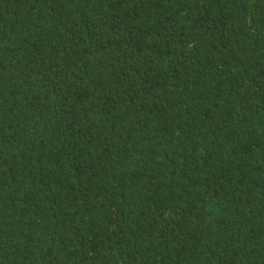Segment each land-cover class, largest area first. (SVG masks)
Listing matches in <instances>:
<instances>
[{"label": "trees", "instance_id": "obj_1", "mask_svg": "<svg viewBox=\"0 0 264 264\" xmlns=\"http://www.w3.org/2000/svg\"><path fill=\"white\" fill-rule=\"evenodd\" d=\"M0 264H264V0H0Z\"/></svg>", "mask_w": 264, "mask_h": 264}]
</instances>
